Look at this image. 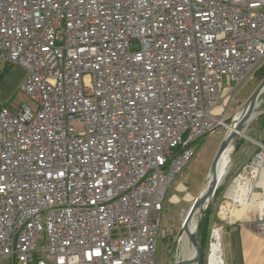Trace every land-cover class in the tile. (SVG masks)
<instances>
[{"label":"built area","instance_id":"obj_1","mask_svg":"<svg viewBox=\"0 0 264 264\" xmlns=\"http://www.w3.org/2000/svg\"><path fill=\"white\" fill-rule=\"evenodd\" d=\"M0 58L28 98L0 105V261L155 264L167 188L264 61V0H0ZM257 167L259 142L205 264H225L226 223L264 239L260 172L263 210L231 214Z\"/></svg>","mask_w":264,"mask_h":264},{"label":"rangeland","instance_id":"obj_2","mask_svg":"<svg viewBox=\"0 0 264 264\" xmlns=\"http://www.w3.org/2000/svg\"><path fill=\"white\" fill-rule=\"evenodd\" d=\"M25 75L26 71L21 66L14 64L9 65L0 58V105L9 101L18 103L28 100L26 95L20 91V84ZM263 79L264 61L249 78L244 80L240 86L233 91V93L227 98L224 106L217 107L214 110L213 114L222 113V119L225 125L221 126L215 135L205 139L198 145L195 155L183 168L180 175H177L171 185L167 188L162 212L163 226L166 232L164 236L159 237L155 264H175L177 261L183 259V255L181 254L182 246L179 244V240L183 234L181 221L193 199L199 195V192L206 183L212 160L221 140L228 132L226 126L230 125L233 121L234 115L244 108L246 101L257 89ZM260 98H264V92ZM257 111L258 108L255 110V113ZM252 121L253 119L244 125V134L235 137L231 142L234 149L231 154L229 171L218 187L217 194H214L210 198L203 213H207L214 208V204L217 202V199L220 197V194L224 189L223 185L227 188L234 176L240 170L241 167L238 169V166H241L246 162V160L243 161V158L239 160L237 157L240 154L247 155L251 148L253 149L255 146L256 143L251 136V132L255 127V123ZM257 192L258 191H255L253 188L250 194L251 198L256 199ZM250 218L255 217L251 215ZM201 249V259L197 264H205L204 255L206 248L204 246L203 248L201 247ZM0 264L13 263L8 259H3L0 261Z\"/></svg>","mask_w":264,"mask_h":264},{"label":"crops","instance_id":"obj_3","mask_svg":"<svg viewBox=\"0 0 264 264\" xmlns=\"http://www.w3.org/2000/svg\"><path fill=\"white\" fill-rule=\"evenodd\" d=\"M257 108L258 111L252 118L255 127L251 132V136L255 143L259 142L264 144V98H260L259 106ZM255 150L256 144L253 149L251 148L247 155L240 154L237 159L240 160L243 158V161H247ZM241 166H238V169ZM225 188L226 187L224 186L220 197L217 199L214 208L211 210L209 228L213 224L224 223L221 205H223L224 201ZM222 247L225 264H264V239L258 236L247 222L243 221L234 224H224L222 232Z\"/></svg>","mask_w":264,"mask_h":264},{"label":"bare ground","instance_id":"obj_4","mask_svg":"<svg viewBox=\"0 0 264 264\" xmlns=\"http://www.w3.org/2000/svg\"><path fill=\"white\" fill-rule=\"evenodd\" d=\"M262 95V93L260 94V96ZM260 96L258 97V104L260 102ZM247 109V105L244 106L243 109H241L238 113H236L234 115L233 121L230 125H227L226 127L228 128V133L233 132L236 130L237 125L239 123V121L241 120L242 116L244 115L245 111ZM243 131H240L238 135H243ZM234 149V146L230 143L227 148L223 151V153L220 155L216 169H215V175L216 178H221L220 181L222 183L223 179L225 178L226 174L229 171V167H230V159H231V154L232 151ZM260 172L261 174V178H264V169L262 171H260V169L257 167L254 170H248L247 172H245L244 176L242 177L241 182H237V185H235V187L233 188V192L232 195L234 197V211L231 213L232 217L234 219H246L247 217H249L247 214V212H250L253 209H258V210H263L260 209L263 204H262V196L259 193V191L256 194V199L255 198H251L250 194L253 190V183L252 180L253 178L256 176V174ZM213 179V176L211 175V173L209 172V175L207 177L206 183L203 186V188L201 189V191L199 192V194L203 191L206 190L209 186L210 183ZM196 198V197H195ZM195 198L193 199L192 203L194 202ZM191 203V205H192ZM190 205V206H191ZM189 206V208H190ZM188 208V210H189ZM206 206L204 205L202 207V209H197V211L194 213L193 217L187 221L184 225V219L185 216L188 212V210L186 211L183 219H182V237L179 240V244L180 246H182V251L181 254L183 255V259L185 261H189V264H195L194 262V258L196 256V250L195 248L192 246V244L190 243L187 234L188 232H194L196 225L199 221V218L202 217L201 212L203 214L204 210H205ZM246 212V213H244ZM181 261V260H180Z\"/></svg>","mask_w":264,"mask_h":264},{"label":"water","instance_id":"obj_5","mask_svg":"<svg viewBox=\"0 0 264 264\" xmlns=\"http://www.w3.org/2000/svg\"><path fill=\"white\" fill-rule=\"evenodd\" d=\"M263 92H264V79L261 81V83L259 84L257 89L252 93L250 98L246 101L247 109H246L244 115L242 116L241 120L239 121L236 130L233 132H230V133L227 132L226 135L221 140V143H220V145L216 151V154H215V156L212 160L211 166H210V173L213 176V179L210 183V186L206 190H203L195 198L194 202L190 206V208H189V210L185 216L183 225L193 217V215L197 211V209H202V207L204 205L206 206L207 203L209 202L210 198L217 191L218 187L221 184V181H220L221 178H216V175H215V169H216L219 157L223 153V151L227 148V146L234 140V138L239 136L238 135L239 132L243 131L244 125H246L254 117L255 110L259 106V104L257 102L258 97ZM200 215H202V212ZM200 221H201V218H199V221L196 225L194 232H188V234H187V237H188L190 243L192 244V246L196 250V256L194 258L195 264H197L200 261L201 255H202V249H201V246L199 245V242L197 239V230H198ZM188 262L189 261L181 260V261H177L175 264H189L190 262L189 263Z\"/></svg>","mask_w":264,"mask_h":264},{"label":"trees","instance_id":"obj_6","mask_svg":"<svg viewBox=\"0 0 264 264\" xmlns=\"http://www.w3.org/2000/svg\"><path fill=\"white\" fill-rule=\"evenodd\" d=\"M224 186L225 185H223V188H224ZM216 194H217V191H216L215 195ZM211 212L212 211H209L207 213L205 212L202 214V219H201V222H200L198 230H197V239H198V242L202 248L204 246L206 248V244H207V240H208V231H209V218H210Z\"/></svg>","mask_w":264,"mask_h":264}]
</instances>
